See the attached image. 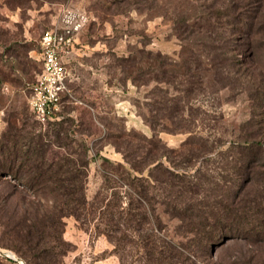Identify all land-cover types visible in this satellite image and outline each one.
Returning <instances> with one entry per match:
<instances>
[{
  "label": "rangeland",
  "instance_id": "obj_1",
  "mask_svg": "<svg viewBox=\"0 0 264 264\" xmlns=\"http://www.w3.org/2000/svg\"><path fill=\"white\" fill-rule=\"evenodd\" d=\"M245 1L0 0V138L19 134L13 156H27L32 136L43 135L38 150L47 164L87 172L90 203L100 193L103 202L126 206L133 194L149 212L148 225L157 216L161 233L197 264H263L264 247L243 239L193 255L181 221L163 203L167 194L177 196V175L201 183L193 185L197 193L177 197L182 203L223 199L239 172L226 154L230 142L248 131L264 139V58H234L242 34L235 21ZM65 9L86 21L63 58L70 75L62 108L40 125L29 104L43 66L40 40ZM23 158L7 176L11 184L0 181V205L12 221L31 225L41 219L36 209L48 205L17 176L28 173L19 167ZM10 189L16 193L6 205ZM64 222L58 264H150L130 245L123 263L90 214ZM12 245L0 223V250L21 258L0 253V264H28Z\"/></svg>",
  "mask_w": 264,
  "mask_h": 264
},
{
  "label": "trees",
  "instance_id": "obj_2",
  "mask_svg": "<svg viewBox=\"0 0 264 264\" xmlns=\"http://www.w3.org/2000/svg\"><path fill=\"white\" fill-rule=\"evenodd\" d=\"M242 6L235 21L237 31H242L240 50L234 54L235 62L247 58H264V0H246ZM222 53L219 48L215 57L220 59ZM18 136L13 133L0 138V181H5L6 185L11 184L7 176L16 172L18 159L24 157L19 167H28V173L17 176L24 180L30 191L28 194L40 196L48 206L42 212L36 209V214L41 215L38 223L27 225L19 224L14 219L12 221L6 207L0 205V223L4 232L13 240V251L20 252L28 264H58L57 247L66 243L63 238L64 217L73 215L79 219L88 214L96 219V229L106 234L114 244V251L123 263L130 245L141 248L143 257L150 264H197V261L172 245L161 233V220L157 216L158 223L148 225L149 212L145 206H139L133 200V194L129 192L131 196L126 206L105 203L103 198L100 199V193L90 203L85 185L87 172L68 174L64 163L58 161L47 164L45 156H41L38 150L43 145V135L32 136L35 147L26 151L27 156H13L20 150ZM226 154L235 158V167L239 172L234 178L236 188L229 193H222L223 199L197 204L182 203L177 197L184 193H197L193 185L201 186V183L177 175L182 184L177 190V196L167 194L163 200L166 211L181 221L183 237L189 239L184 247L193 255L230 239H243L264 247V139L253 131L245 132L230 142ZM81 165L87 166L86 163ZM138 178L134 176L133 182H137ZM205 189V196H210V189ZM15 193L14 190H6L2 197L6 205ZM22 195L23 199L27 198V193Z\"/></svg>",
  "mask_w": 264,
  "mask_h": 264
},
{
  "label": "built area",
  "instance_id": "obj_3",
  "mask_svg": "<svg viewBox=\"0 0 264 264\" xmlns=\"http://www.w3.org/2000/svg\"><path fill=\"white\" fill-rule=\"evenodd\" d=\"M85 21L86 15L82 12L65 9L54 26L42 34L40 60L43 66L29 104L35 117L43 123L57 118L62 108L70 75L63 58Z\"/></svg>",
  "mask_w": 264,
  "mask_h": 264
},
{
  "label": "water",
  "instance_id": "obj_4",
  "mask_svg": "<svg viewBox=\"0 0 264 264\" xmlns=\"http://www.w3.org/2000/svg\"><path fill=\"white\" fill-rule=\"evenodd\" d=\"M0 253L7 256V257L13 258L15 260H21V258L17 257L15 254L10 253V252H5L3 250H0Z\"/></svg>",
  "mask_w": 264,
  "mask_h": 264
}]
</instances>
